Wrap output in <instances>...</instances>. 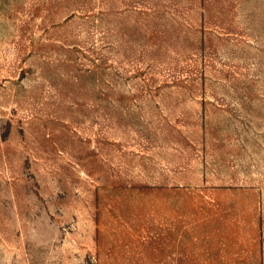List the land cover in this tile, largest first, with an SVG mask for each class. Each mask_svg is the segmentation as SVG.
Segmentation results:
<instances>
[{"label": "rangeland", "instance_id": "obj_1", "mask_svg": "<svg viewBox=\"0 0 264 264\" xmlns=\"http://www.w3.org/2000/svg\"><path fill=\"white\" fill-rule=\"evenodd\" d=\"M0 264H264V0H0Z\"/></svg>", "mask_w": 264, "mask_h": 264}]
</instances>
